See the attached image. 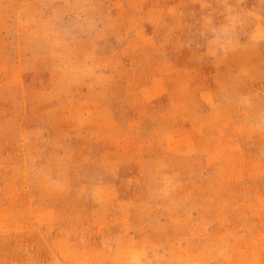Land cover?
Returning <instances> with one entry per match:
<instances>
[{"label": "rangeland", "instance_id": "1", "mask_svg": "<svg viewBox=\"0 0 264 264\" xmlns=\"http://www.w3.org/2000/svg\"><path fill=\"white\" fill-rule=\"evenodd\" d=\"M0 264H264V0H0Z\"/></svg>", "mask_w": 264, "mask_h": 264}]
</instances>
